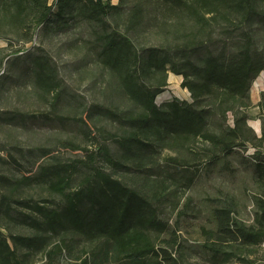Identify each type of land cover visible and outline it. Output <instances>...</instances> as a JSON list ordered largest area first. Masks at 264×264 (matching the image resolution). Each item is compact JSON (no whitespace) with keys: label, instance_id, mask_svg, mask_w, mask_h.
Listing matches in <instances>:
<instances>
[{"label":"trees","instance_id":"trees-1","mask_svg":"<svg viewBox=\"0 0 264 264\" xmlns=\"http://www.w3.org/2000/svg\"><path fill=\"white\" fill-rule=\"evenodd\" d=\"M149 20L161 24L159 30L164 37L170 35V44L136 47L131 35ZM74 23L93 26L97 59L114 79L116 87L111 91L122 94L123 99L85 109L86 119L97 132L94 135L89 127L84 131L91 149H85L83 160L42 165L34 173L22 160L42 158L46 150L13 145L20 156L10 153L9 161L23 174L16 177L0 172V222L6 218L34 233L6 237L0 227V264H23L9 239L15 246L39 254L55 244L53 240L61 243L67 236H77L91 246L103 245L95 264L109 260L150 264V259L174 264L177 232L171 230V239L163 240L174 250L157 243L167 231L160 218L162 202L173 188L167 180L177 177L170 174L167 179H157L159 156L164 150L180 153L197 143L205 147L193 159L172 158L169 162L179 164L183 172L189 160L214 166L249 146L256 150L250 156L259 188L253 196L252 223L238 217L236 201L225 195L213 208V229L205 230L207 241L202 247L212 264L263 261L264 256L258 254L264 244V122L259 137L248 125L243 109L250 106L252 85L264 71V42L258 41L264 35V0H119L117 5L104 0H0V39L6 42L0 49V68L12 54L32 44L40 31L57 34ZM217 28H225L233 39L237 35L239 42L233 52H229L228 36L213 39L221 45L210 49L207 41ZM24 57L13 60L29 61L28 73L40 102L58 105L65 91L58 68L40 52ZM169 73L183 77L181 85L192 102L175 99L158 105ZM261 102L264 112V94ZM230 113L234 126L225 127ZM31 116L25 110L0 113V128L21 127ZM102 120L117 129L99 125ZM81 171L83 177L72 189ZM195 178L188 176L182 185L189 188ZM35 185L63 197L65 205L57 209L31 197L16 198ZM15 204L30 214L20 212L15 217ZM184 209L180 216L185 215Z\"/></svg>","mask_w":264,"mask_h":264},{"label":"rangeland","instance_id":"rangeland-1","mask_svg":"<svg viewBox=\"0 0 264 264\" xmlns=\"http://www.w3.org/2000/svg\"><path fill=\"white\" fill-rule=\"evenodd\" d=\"M53 1L50 0V2ZM104 2L117 5L119 0L115 2L104 0ZM160 26L161 24L151 20L147 21L140 32L131 35L136 47L141 50L170 44L172 38L170 35L169 38L164 37L163 32L159 30ZM221 36L224 40L228 36L229 52H233L236 48L235 43L239 41H237V35L236 39L229 36L225 28H217L215 33L212 31L211 40L207 41L210 49L215 50L214 47L221 45L213 40ZM258 41L259 44L264 42L263 34L258 36ZM96 49L93 26L86 23H74L67 31L57 34L40 31L32 44L24 46L21 53L12 54L10 60L0 68V113L25 110L32 114V118L30 117L21 127L11 125L6 126L5 129L0 128V172L16 177L22 176L23 172L18 171L17 166L9 161L10 153L17 158L20 156L14 151V144L24 149L43 148L46 150L45 153H41L46 154L42 158L28 157L27 161L22 160L24 167L33 169L34 173L42 165L67 164L86 158L85 149H91V145L84 131L89 127L96 135L97 128L86 119L88 112L85 113V109L92 110L94 106L103 107L118 103L123 99L122 94L111 91L116 84L109 72L99 63ZM33 52H40L50 57L59 70V77L65 91L58 105L52 106L49 103L40 102L28 73L29 61L13 60L16 56L25 58L24 56ZM182 81L183 77L169 73L168 85L157 98L158 105L175 99L192 102L189 91L181 85ZM263 94L264 71L252 85L250 106L243 109L248 114V122L260 121L259 137L262 134L264 122V112L260 107ZM84 121L89 122V125H86ZM220 124L223 125V121H220ZM99 125L111 131L117 129V126L107 120H102ZM224 126H234V116L231 113ZM70 144L82 149H73ZM204 147V144L197 143L180 153L164 150L159 156L160 168L157 179H167L170 174H175L177 177L174 180H167L169 187L173 188L162 202L160 209V218L166 225L167 231L160 234L157 243L163 248H170L172 244L163 240L171 239V230L177 232L179 245L176 247L177 254L174 264H212L202 247L207 241L205 230L213 229V208L222 202L225 195L233 196L237 204L238 217L241 220L247 224L253 221L255 209L253 196L258 195L259 188L252 171L254 169L250 159L252 154L246 155L249 148L244 150V157H241L243 153L238 156L236 154L234 157L219 161L214 166L196 165L192 164L194 161L189 160V164L184 165L183 172L179 170L177 166L179 164L169 162L172 158L193 159ZM200 155L203 156V152ZM191 175H195L196 178L193 185L187 188L182 183H185L186 178ZM82 177V171L77 173L72 189L77 187ZM152 180L154 181L155 177ZM45 188L39 185L26 188L16 198L27 197L29 199L31 197L44 206L57 209L65 205L63 197L54 195ZM14 206L17 210L13 214L15 217L20 212L24 214L31 212L17 204ZM184 207L185 215L180 216L179 212ZM5 225H8L10 229H7ZM0 227L6 237L8 234L29 236L34 233L31 228L16 225L6 218L3 222L1 219ZM53 241L55 244H51L44 252L38 254L15 246L9 239L10 245L16 248L20 262L22 261L23 264H82L85 261L88 264H95L94 262L98 263L97 257L103 249V245L91 246L77 236H67L61 243L57 240ZM52 250L55 252L50 254ZM258 256H264V244ZM148 262L159 264L160 261L150 259ZM99 264L127 263L109 260ZM256 264H264V260Z\"/></svg>","mask_w":264,"mask_h":264},{"label":"clouds","instance_id":"clouds-1","mask_svg":"<svg viewBox=\"0 0 264 264\" xmlns=\"http://www.w3.org/2000/svg\"><path fill=\"white\" fill-rule=\"evenodd\" d=\"M115 2V0H114ZM249 126L253 128V130L256 132L257 135H260V121L256 120V121H249ZM256 150L252 147H249L248 152L246 153V155H251L255 152Z\"/></svg>","mask_w":264,"mask_h":264},{"label":"crops","instance_id":"crops-1","mask_svg":"<svg viewBox=\"0 0 264 264\" xmlns=\"http://www.w3.org/2000/svg\"><path fill=\"white\" fill-rule=\"evenodd\" d=\"M6 46V42L2 39H0V49L4 48Z\"/></svg>","mask_w":264,"mask_h":264}]
</instances>
